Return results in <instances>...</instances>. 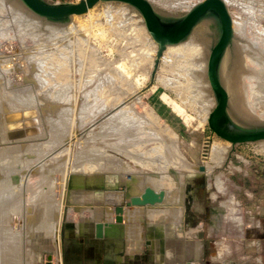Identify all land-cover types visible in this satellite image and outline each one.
Instances as JSON below:
<instances>
[{
	"label": "rangeland",
	"instance_id": "rangeland-1",
	"mask_svg": "<svg viewBox=\"0 0 264 264\" xmlns=\"http://www.w3.org/2000/svg\"><path fill=\"white\" fill-rule=\"evenodd\" d=\"M46 1L50 3H76L80 0H46ZM150 1L151 3L157 5L162 3L168 4V6L170 5L169 7L171 8V10L169 8L167 12L171 11L172 14L178 17H182L194 5L204 0H150ZM225 1L227 3L229 12L231 13V16L233 18V21L239 31L238 32L235 31L237 39H235L234 41L233 48L228 49L227 53L223 57V62L221 66V76L231 94L232 107L236 109L237 113L244 118L248 114L246 102H248L249 100L248 94L251 91L249 87L250 86L249 80L252 78L254 82L253 85L251 84L252 85L251 88L254 87L258 89L259 92L264 93L263 92L264 89V0H225ZM180 3H183V6ZM174 4L178 6V9ZM189 4L191 5L190 8H189ZM113 6H114L113 10L115 9L119 10L121 8H125L121 4H114ZM179 7L180 8L183 7V8L179 9ZM128 8L131 14L133 9H131L130 7ZM108 10L109 9L106 7V5H101L96 9H94V11H92L91 14H88L83 17H76L75 19L67 23V26L61 25L59 23L40 20L41 22H43L44 25L46 24L45 25L46 27L58 26L56 28H59L61 30H67L68 28L70 27L73 28V26H75L76 29L74 27L73 28L74 32L72 31L74 35L72 32L70 33L71 36L69 35V37L71 38L73 37V39L68 38V35L65 34L66 39L74 40V39H78L77 38L78 36L84 35L87 40V44L89 45L88 48L91 47L93 51L98 52L97 57L98 58L100 57L98 59L100 60V62L97 61V65L95 63V66L93 64L92 66L96 68L93 67V70L91 71L92 63L87 59L85 60L83 59L84 63L82 62L81 65L85 64L86 72L84 70L80 72L81 69L78 70L77 69L78 67L77 68L75 67L74 72H76L77 69V72L79 71L80 73L76 72L74 74L73 72L72 74L74 79L73 81L75 82L77 81L76 87L74 88V98H73L75 100L74 101L75 106L72 105L71 107V109L75 107L74 110L76 109V111H73L72 109L73 111L71 113L72 119L69 120V122L71 121L72 125H70L67 120L66 122L60 119L62 124L70 125L68 126L67 129L71 127L69 130L65 129L67 130V132L69 131L68 132L69 134L67 133L68 134L67 136L69 137H66L68 138L69 141L66 139L67 141L65 142L67 143L64 142L65 143L64 145L63 143H61L62 146L61 144H59L57 148L53 150L54 151L53 154L55 153L59 154V157L57 156L58 154H55L56 155L55 157L53 156L54 161L59 163L60 168L63 165L66 168L63 166L61 169H57L54 172V174L51 177L52 179L54 178L53 179L54 185H52L51 183L52 179L50 178L49 179L50 181L48 183L51 186H49L48 183L46 184L48 185L49 190L47 186H45V188L48 190L49 193L47 192V190L44 191L43 189L46 195L43 194V191L41 194V196L43 195L44 198L46 196L44 201H48V202L50 201L51 203H53V206L55 205L56 211L59 212L58 214L57 213L55 214V216L57 217L54 216L59 220L54 219V217H53L54 220L51 218L53 221L50 222L51 224L49 227H46L50 231H53L54 229V231L52 232V236L50 238L45 236L47 229H44L45 231H42V228H39V230L38 228H35L34 229L35 234L33 238H31L30 235L31 229H29L28 227L29 224L32 221H34L33 215H31V213L32 211L36 210V208L34 209L35 203H33L32 199L28 198L29 197L28 192H30L29 191L30 189L34 188L36 180L34 181L33 179L30 180V182L26 187L27 191L25 193H22V191L20 190L16 192L15 196H12L13 197L12 200L17 195H19L20 198L23 196L21 200H23L22 203L24 207L22 205L21 210L22 208L24 210L20 212L21 215L23 213L21 220L18 222L12 221V223H10V228H9V229L12 228L15 232H18L20 230L22 231V232L21 231L18 232L20 235L19 237L21 242L23 241L22 243H24V245L20 243L18 249L19 251H21V253L22 252L24 253V254L22 253L23 257L21 256V262H22L21 264H98L99 263L98 260L100 257L99 247L101 246V242L103 238L99 239L96 237L95 234L96 224L98 222H103V223H108L110 225L111 224L114 225L111 229L107 230V233L111 235L112 234L115 235L119 230L117 226L118 223L116 222L117 208L120 206H124V207L127 206L125 202H123L124 198L126 199L127 197L134 196L135 193L137 192H139V194H142L144 192V189L147 187H151L156 191H159L158 189H163L162 187L157 185V183L155 182L156 179H154V177L161 178L163 176H168L171 179L173 178L172 186L174 187L175 186L174 177L176 176V178L180 179L181 181L182 180L184 181L183 178L184 175L186 173L192 172L191 170L200 172L199 176L197 175L190 176L187 178L185 182V185L187 183L189 186H193V189L199 186V192H198L199 216L207 217L208 215H211L212 212H214L213 214L217 217V221L219 222L218 225H220L221 223L220 228L223 231L227 232V234L229 232H233L234 235L242 237V239L238 240L241 243H237V244H241V249H243L244 247L242 245L244 242L243 241L244 237H247L246 239L251 241L255 240L250 238L251 235H253L252 237L256 239L263 238L264 237V148H263L264 143L261 142L248 143L233 147L230 143L215 135L210 130L208 121H206V119L209 117V115L206 113L212 112L215 107V105H213V109H212V103L210 100H214L216 104L215 94L210 84L207 86L206 89H204V92H206L205 94L207 95V96L205 95V98L207 97L206 102L208 103L203 105V107L201 108V110L203 109L202 113H204L205 112L204 110H207V108L208 109L210 108V110L209 111L207 110L206 113H204L206 115H203L200 110H199L200 112H198V108H197L198 105L195 101L197 98H195L194 94L190 92L193 90L195 91L196 88L193 87L192 85L193 83L189 82L187 76L185 75L188 73L187 61L184 62L186 65L185 64L180 65L181 62L184 61V58L176 57L177 54H173L175 52L171 51L172 49H170L172 54H170V52L167 53L168 52L167 50L163 54V57L161 58L159 63V67L156 70L155 75L153 76L154 63H155L157 51L154 50L155 48L152 50L151 47L153 46V44L149 43V41H147L146 38H143V34H144L143 22L137 23L136 21L135 23V21H133V23H129V25L128 24L121 25L119 22L121 21V17L124 18V16L121 13L120 14L118 13L115 15L114 18H112L111 16L109 17L108 13L110 11ZM161 10L163 9L161 8ZM129 12L127 11V14H129ZM135 13L134 15L138 14ZM110 18H112L113 20H109ZM109 23L110 25L111 24L112 25L111 26L108 25ZM213 29H214L213 24L211 22L209 21L203 22L196 28L193 37L199 31H202L204 33L202 38L204 41L202 39L200 40H202L205 43V45H208L212 41V35H214ZM79 32L80 34L82 33V35H80ZM65 35L62 33L60 35V39L62 38L61 40H66L64 39ZM197 39L199 41V38ZM204 43L201 44L206 51L205 53L206 56L204 57H206L208 61V48L207 46L204 45ZM26 45H27L26 49H24L25 47L21 46L20 43H17V41H15L11 46L10 44H3L1 46L2 51H4L10 56H13L14 59L11 58L12 59V60L10 59L11 62H14L15 60L14 62L15 65L21 64L20 67L22 68L21 69L22 71L20 73V70H15V69H20V67H16L17 65L16 66L14 65L15 69L14 71H12L13 73L11 72L10 74L8 73L7 74L10 77L11 82H13L15 85L17 84L16 86L19 85L17 89L22 94L20 95L21 96L20 98H22V96L24 97L23 92H25L27 96L28 95H30L31 97L34 96L35 98L32 97V99L35 100L33 101L30 99V102L32 101H33L32 103L35 102L34 104H36L35 107H37V109L39 108L41 109V111L45 110V112L47 111L46 113H49L50 111L45 109L46 107H44V104L43 106H40L42 101L39 100H42V96L40 94L38 95L40 89H37L38 87L40 88V86H38L40 82L36 84V82H38L39 79L34 78L37 75L34 76V73L32 72V71L37 72V70L43 65L42 64L40 66L39 64L44 63L43 61H45V59H43L42 57L41 59L42 61H41L38 60V58L36 57L39 56V54L36 55V52L38 51L37 49L38 47L36 48L35 43L29 41L28 43H26ZM231 51L233 52L230 53ZM38 52L40 53V51ZM17 54H20L19 57ZM16 58H18L17 61ZM175 58L177 59L174 60ZM34 62L39 64L36 65L35 63L34 65ZM88 62L90 65V69L86 64ZM98 63L99 64L101 63V65H99ZM12 64L13 63L7 65L13 66ZM32 65L33 67H31ZM175 65H178V68L180 67V69H178L177 66ZM34 66H36L35 69ZM30 67L32 68V70ZM113 67H118V69L121 72H123L125 77L128 79L129 82L128 85L133 86V87L129 86L131 89H133L130 91V93H127L129 92L130 89L125 90L127 88L125 87L122 88L121 91L122 92L124 91L127 94L122 93L124 95V96L122 95L123 99L121 100V103H119L118 105L119 107L118 106L116 107L115 111H118L119 108H120L119 110H121L122 106L124 107V105H127L130 102H131L130 104H135L134 110L136 109L135 113L137 115L141 114V116L142 115L144 116L146 111L147 112L152 111L151 113H154L157 116V118H159L158 120L160 124L165 125L171 130V132L175 134L176 143L174 145V150L175 152H177L182 156L180 157L173 152L174 154L171 153L170 156H168L167 158L169 160H174L178 158L179 163L181 162L180 163L181 166L184 167H176V166L169 168L165 167L161 163L163 161L161 158H160V162L154 164L155 165L154 167L147 166V167H153L152 170L146 168L144 165H140L143 164V159H144L143 154L148 153L149 150H153L152 148L157 146L156 142L152 140V137L150 135L153 132L151 128H148L150 129L148 130L150 131V133L148 132L149 133L148 136L150 137V139L148 141H144L147 143H145L136 150L133 149L132 147L138 145L140 141H142V137L144 135L141 132L143 131L145 132V130H142L145 128L141 126L139 128V126L137 125H136L137 127H135V125L133 126L131 125L132 127L131 126L128 127V125H126L127 129L124 128L122 131L119 132L120 145L118 149H116L115 147H108L107 142L105 141L106 139L104 140L98 138L99 136L97 135L100 132L101 123L105 121V119L103 118L105 113L102 114L100 113L101 116L97 117V115L95 114L99 115L100 111L97 109L89 108L92 105L89 103L91 102L92 98L94 99L95 97L94 93H96V89L94 88V86L96 87L95 83L97 82L98 79L96 77L97 76L101 77L102 74L103 76L109 74L110 69ZM95 69H97L98 71H96ZM89 70L91 71V73L89 72ZM106 71L108 72L106 73ZM101 72L103 73L99 74ZM13 74L16 78L13 76ZM197 74L198 76H200L202 85L206 83L208 84L209 81H208L207 73L202 74L203 75L202 76L201 71H197ZM5 77H7V75ZM29 78H31L32 80L30 81ZM33 78L34 80L36 79L37 81L34 82ZM27 79H29V81ZM0 80H1L0 82H2L1 84L2 85L4 84L3 85L4 87L9 83V81L4 79V77L3 79L1 77ZM13 83L11 84L13 85ZM12 85L11 87H14ZM36 85L38 87H36ZM8 86L10 87V85ZM5 91L4 93L9 95L8 90L6 89ZM75 91L77 94H75ZM79 92H82V94H79ZM85 92L87 95L89 94L88 95L89 97H87L86 94L83 95ZM89 92H91L93 95H91V93ZM188 93L192 95H189ZM36 95L38 97H36ZM76 97H77V101H76ZM85 97H87L88 100L90 101L88 102V100H86L87 98L84 99ZM137 99H139L140 101H137ZM191 100L193 102H190ZM38 101L40 102V104L38 103ZM94 101L95 100H93V102ZM133 101L134 102L136 101L137 103L136 102L133 103ZM260 101L263 100L260 99ZM138 102L140 105L138 104ZM82 103L83 104L88 103L90 105V106L87 105L89 110H85L84 113L82 110L78 112L79 109L83 108L84 106ZM234 103H236L237 107L234 106ZM262 105L263 104L259 106L261 107L259 112L262 111ZM42 107L44 108V110ZM204 107L206 109H204ZM90 109L93 111L97 110L98 113L96 112L95 114H92L93 111L90 112L91 111ZM41 111L40 114H42ZM240 111H243L244 114L240 113ZM45 112H43L41 117L44 116L45 118L46 116ZM89 112L91 113V115ZM82 113L83 114L86 113L87 116L90 115L88 117H91L90 118L91 121L86 116V114L83 115ZM78 115H80L81 119ZM82 118L84 119V123ZM134 119L137 120L136 117ZM256 119L257 118H253L250 116L248 118V120H256ZM87 120L88 122H90L89 124H86L88 123ZM257 120L264 121V119L261 118ZM79 124H81V126L83 127L81 128ZM95 132L97 133V135ZM92 133L93 135H91ZM139 134L142 136H140ZM92 136L94 137V140L91 139L93 138ZM95 136H97V138H95ZM215 143L220 147H222V149L226 148L225 151L227 152L224 155L223 161L219 164H217L216 161L210 160L211 159L210 150L212 145ZM91 144H95L94 146L96 147V151L98 152L104 151L107 154L108 158L112 159V161L114 158L117 157L119 159L117 160L119 161V164L121 163L124 164L123 167L121 165L120 167L121 169L120 168L117 169L119 170V172L117 173V171L113 170L114 167L112 163L110 162L107 163L108 167H106L102 173L94 174L95 177L93 178L95 180H99L100 182L99 183L96 181L94 185L88 184L87 180L91 178V176L89 174L85 176L84 174L85 172H82L83 166L82 169H77L81 167L79 166V163L81 165L82 163H84L83 161L80 162L79 160L80 157L82 156L83 153H87V151L91 150L90 149ZM63 148L66 150H64ZM131 148L135 150V152L133 151L134 153L132 151L130 152L129 149ZM58 149L64 150V153L61 150L62 151L61 157H60L61 151H58ZM164 149L165 151L172 152L171 143L168 142V144L165 145ZM66 151H68L67 154L65 153ZM30 152L33 154L32 151ZM120 152L121 154H119ZM31 153L29 154L26 153L25 156L30 157L32 155ZM132 153L133 154L136 153L137 155L140 153L142 155L139 154L138 156H134ZM34 154L36 153L34 152ZM140 156L142 157L140 158ZM132 158L134 159L133 161L135 163L132 161ZM156 158L155 160L159 161V158L158 157ZM27 160L29 159H26V162L25 159L22 160L23 163L25 162L24 164L22 163L24 168L27 162H28L27 167H29L30 164L32 163V162L30 163L31 158L29 161ZM64 162L66 163V165ZM75 164L78 165L79 167L76 166L77 167L76 168ZM125 165H127V168H125L126 167ZM202 167L205 168V171H201ZM127 175L134 176L133 177L134 179L135 177H137L139 178V181L140 180L144 181L145 188L144 189L138 188V186L134 185V183L132 184L130 180L129 183L131 184H129V188L126 191L128 184ZM25 176L26 178H28L27 177L28 172L25 173ZM218 178L221 179L222 184L224 186V190L222 191L217 186ZM85 181H86L85 184L82 183ZM78 182L81 183V185L76 184ZM47 193L50 196H48ZM91 194H93V196ZM49 198L51 200H49ZM9 206H11V203L9 204ZM36 206L38 205L36 204L35 207ZM27 208L28 210L30 209L29 210L30 212L27 210ZM132 209L134 208L125 209L126 217L129 218L132 217L130 213ZM25 214L27 215L25 216ZM28 216H32V218L29 219ZM26 218L30 220L29 223H27L28 220ZM3 224L5 223L3 222L0 225L2 226ZM20 226L21 229L18 228ZM22 227L25 230H23ZM254 232L258 233L259 236L254 235ZM41 233H43V235ZM76 233H78L79 236H84V238H77ZM215 242H219L220 244L217 246V250H215V253L217 254V258L219 259L213 264H229L228 253H229V248L231 247L230 242H228L227 239L224 240L223 238L220 237ZM24 247L27 249L25 250ZM23 250H25L26 252ZM117 251H121L120 245H117ZM251 251H252L251 253L254 255L253 258L259 259L260 257L259 252L255 250V248H253ZM29 253L31 254V256L28 255ZM118 257L119 259H123V257L121 256ZM238 264H243V262ZM250 264H259V263L253 262Z\"/></svg>",
	"mask_w": 264,
	"mask_h": 264
},
{
	"label": "bare ground",
	"instance_id": "bare-ground-1",
	"mask_svg": "<svg viewBox=\"0 0 264 264\" xmlns=\"http://www.w3.org/2000/svg\"><path fill=\"white\" fill-rule=\"evenodd\" d=\"M180 4H182V6H183V3H180ZM113 5L114 4H107L106 5V7L109 9L108 11H110L108 13L109 17L111 16L112 18H114L116 14L121 13L124 16V18L121 17V21L119 22L121 25H125V24L129 25V23H133V21H135V23H136V21H137V23L143 22V29H144L143 38H146L147 41H149V43L153 44L154 47L153 46L151 47L152 50L155 48L154 50L158 51V45L155 43V41L151 38L150 34L148 33L146 25L144 23V19L142 18V16H140L138 14L134 15V13L136 12L134 10H132V13L130 14L129 8H128L129 6H127V5L121 4L125 8H121L119 10H116V9L113 10L114 9ZM154 5L156 7H158L159 9L162 8L163 10H166V11L169 10V8H170L169 7L170 5L168 6V4H163V3L158 4V5L154 4ZM174 5H176V4H174ZM192 5H194V4H192ZM190 6L191 5L189 4V8H190ZM176 7L178 9L177 5H176ZM187 7H188V5H187ZM181 8H183V7H181ZM181 8L179 7V9H181ZM170 10H171V8H170ZM92 11H94V10H92ZM92 11L89 14H91ZM127 11L129 12V14H127ZM112 18H110L109 20H113ZM40 20L41 19H37L35 16L31 15L25 9V7H23L18 2V0H0V79H1V77H2V79L4 77V79L9 81V83L7 82L8 85H10V87L8 85L5 86L6 89L8 90V94H9V95H7L6 93H4V91L6 90L5 87L3 86L4 84L2 85L1 84L2 82H0V84L2 85V86L0 85V224L3 222L5 223L2 226L0 225V264H21L22 263L21 262V256H22L23 252L21 253V251L18 250L20 243L23 242V241L21 242L20 237H19L20 235L18 233L21 230L18 232H15L12 228L11 229H9V228H10V223H12V221L18 222L21 220L23 213L21 215L20 212L22 210H24L23 208L21 210V207L23 205V203H22L23 200H21V198L23 196L20 198V196L17 195L13 200H12V198H13L12 196H15L16 192H18L20 190L22 191V193H25L27 191L26 187H27V185L31 179H33V181L36 180L34 188L30 189L29 190L30 192H28V196H29L28 198L32 199L33 203H35L34 209L36 208V210L32 211V213H31V215H33L34 221H32L28 226L29 229H31V232H30L31 238H33V236L35 234L34 233L35 228H38V230H39V228H42V231H45L44 229H47L45 236L48 238H50L52 236V232L54 231V229L52 228L53 231H50L46 227L50 226L51 221H53L54 219H57V218H55V217H57V216H55V214L56 213L58 214L59 212L56 211L55 205L53 206V203H51L50 201L49 202L44 201L46 196L44 198V196L43 195L41 196V194H42L43 189H44V191L47 190L45 188V186H47V188L49 190V187L46 184L50 181L49 179L52 177L54 172L57 169H61L64 166L63 165L60 168L59 163L54 161L53 158L56 156L55 154H58V153L53 154L54 153L53 150L56 149L59 144L63 143V145H64L65 143H67V142H65L68 140V138H66V137H69V136H67L69 134L68 133L69 131L67 132V130H69L71 127H69V129H67V128H68V126L72 125L71 121L69 122V120L72 119L71 113L73 111H76V109L74 110V108H75L74 107L75 106L74 101L75 100L73 98H74V88L76 87L77 81L76 82L73 81L74 79H73L72 74L75 70V67L76 68L78 67L77 68L78 70L81 69L80 72L83 70L86 72L85 64L81 65L82 62L84 63L85 59H87L88 61H90L92 63V64L90 63L91 64V71L93 70L95 63L97 65V61L100 62V60H98L100 57L99 58L97 57L98 52L93 51V49L91 47H89V48H91L92 50L88 48L89 45L87 44V40H86L85 36L82 35V33L80 34V32H79V34L82 35L83 37L82 36H78V37L76 36L78 39H74V40L66 39V35H68V38L73 39V37L71 38V37H69V35L73 31V28L75 26H73V28L69 26L70 28H68L67 30H61L59 28H56L58 26L46 27L45 26L46 24L44 25L43 22H41ZM108 25H110V23ZM120 28H121V26H120ZM234 28H235V31H237V32L239 31L237 26L235 25V23H234ZM75 29H76V27H75ZM62 33L64 35L66 34L65 38H64L66 40H61L62 38L60 39V35ZM203 34L204 33L202 31H199L197 34H195L194 37L192 36L190 38V40H188V41H186V42H184L178 46H171V47L167 48V50H168L167 53L170 52V54H172L171 51H174L175 53H173V54H177L176 57L184 58V61H182L183 63L181 62L180 65L185 64L184 62L187 61L188 73L185 75L187 76L189 82L193 83L192 84L193 87L196 88L195 91L193 89H191L193 91H190V89H189V91L192 92V94H194L195 98H197L196 100L194 98V100L196 101V103L198 105V107H197L198 112L201 111V113L203 111V109L201 110L203 105L208 103V102H206L207 97L205 98L206 92H204V89H206L207 86L210 84L208 82V84L206 83V84L202 85V81L200 79V76H198V74H197V71H201V75L205 74V73H207V69H208V61H207V58L204 57V56H206V54H205L206 51L201 44V43H204L203 42L204 40L202 39ZM73 35H74V33H73ZM197 38H199V41ZM200 39H202L203 41ZM15 41H17V43H20L21 46L25 47L24 49H26V46H27L26 43H28L29 41H32L33 43L36 44V48L38 47L37 48L38 51H40V53L38 51H37L38 53L36 52V55L39 54V56H36L38 58V60H41L42 57H43V59H45V61H43L44 63L39 64L40 63V61H39L38 64L40 66L42 64L43 65L39 69H38L39 66L37 67L38 70L36 69L37 72L35 71L37 74L34 71H32V72L34 73V76L37 75L34 78L39 79V81L36 82L37 80L36 79L34 80V78H33V81L36 82V84H38L40 82L39 83L40 85L38 84V86H40V88L36 85V87H38L37 89H40L38 95L40 94L42 96V100H39V101H42L40 106H43V104H44V107H46L45 109L50 111L49 113H46L47 111L45 112L43 107L42 108L44 111H41V109H39V108L37 109V107H35L36 106V104H34L35 102L32 103L35 100V99L34 100L32 99V97H34V96L31 97L30 95H28L29 96L28 97L26 95V93L23 92L24 97L22 96V98H20L21 97L20 95H22V94L17 89L19 85L16 86L17 84L15 85L13 82H11V79L8 76V74H10L15 69L14 68L15 60H14V62H11V60L14 59L13 56H10L7 53H5L4 51H2L1 46L3 44H10V46H11ZM59 44H61V45H59ZM204 45H205V43H204ZM23 47H22V49H23ZM47 49H50V50H47ZM170 49H172V50L170 51ZM20 54H17L18 57ZM17 55H15V56H17ZM176 59L177 58H175L174 60H176ZM17 60H18V58H16V61ZM87 60H86V62H87ZM36 62H34V65ZM11 63H13L12 64L13 66H9ZM101 63L100 64L98 63V64L101 65ZM7 64H9V65H7ZM38 64L36 63V65H38ZM86 64L88 65V68L90 69L89 62ZM93 64H94V66H92ZM20 65H17L16 67H20ZM175 66H177V68H178V65H175ZM31 67H33V65ZM182 67H184V66H182ZM35 68H36V66H34V69ZM94 68H96V67H94ZM21 69L22 68L20 67V69H15V70H20V73H21V71H22ZM40 69H41V72H40ZM77 69H76V72H77ZM178 69H180V67ZM31 70H32V68H31ZM95 70L98 71L97 69H95ZM95 70H94V72H95ZM182 70H183V68H182ZM91 71L89 70L90 73H91ZM15 72H18V71H15ZM29 72H31V71H29ZM76 72H74V74ZM94 72H92V73H94ZM107 72L108 71H106V73ZM33 73H32V75H33ZM96 73H98V72H96ZM102 73L103 72H101L99 74H102ZM185 73H186V70H185ZM6 75L8 78L5 77ZM13 76H14V74H13ZM81 78H82V76H81ZM96 78H98V79H97V82L95 80V82H96L95 83L96 87L94 86V88L96 89V93H94L95 97H94V99L92 98L91 102L89 103L92 105L90 106L88 103L87 104L82 103L84 106H83V108L79 109L78 112H80V110H82L84 113L85 110H89L88 106H90L89 108L97 109L100 111L99 115H98V114H95L97 112V110L93 111L90 109L91 110L90 112L93 111L94 113L92 112V114L97 115V117L101 116L102 113H105V115L103 116L105 121L101 123V126H100L101 129L99 128L100 132L98 133V135L95 132L96 135L99 136L98 138H101L104 140L106 139L105 141L107 142L108 147H115L116 149H118L119 145H120L119 144L120 143L119 132L122 131L124 128H126V125H128V127L131 125L132 126L135 125V127L139 126V128L141 126V127L145 128V129L141 128L142 130H145V132L143 131L144 133L141 132L144 135L142 137V141H140V143L134 147L131 146L133 149L136 150L139 147H141L142 145H144L145 143H147L144 141H148L150 139V137L148 136L150 133V131H148V130H150V129H148V128H151V130H153V132L150 135L152 137V140L154 142H156L157 146L152 148L153 150H149V152L146 153L147 155L143 154V156H144V159L142 158L143 164H140V165H144L146 168L152 169L155 166L154 164L160 162V158H161L163 160L161 163L165 167H168V168L169 167H175V166L176 167H184V166H181V164H180L181 162L179 163L178 158H176L177 160L176 159L169 160L167 158L173 152L176 153V155H178L180 157H182V156L180 154H178L177 152H175V150H174V145L176 143L175 134L173 132H171V130L168 127L160 124V122L158 120L159 118H157V116L154 113H151L152 111L151 112L146 111V113L144 112L145 114H144V116L142 115L143 117L141 116V114L137 115L135 113L136 109L134 110L135 104H130L131 103L130 101H129L130 103H128L127 105L123 104L124 107L122 106L123 108L121 107V110H119L120 109L119 108L118 111H115L116 107L119 105V103H121V100L123 99L122 93H125L124 91L123 92L121 91L122 88H124V87L127 88L125 90L130 89L129 92L126 91L127 93H130V91L133 90L129 87L131 85H128V83H129L128 79L125 77L123 72H121L118 69V67H113L110 69L109 74H106L105 76H103V74H102L101 77L97 76ZM29 79H30V81L32 80L31 78H29ZM29 79H27V80L29 81ZM249 82H250L249 87H250L251 91L248 94L249 100H248V102H246L247 103V109H248V114H247L248 117L246 116V117H244L246 119H244L242 116H240L237 113L236 109H234V111L237 114V116L240 117V119L242 121H251V120H248L249 116L253 117V118H257V119H259V118L264 119V93L259 92L258 89L254 88V87L251 88V86L254 83L252 78L249 80ZM11 83H13V85ZM161 83H162V81H161ZM11 85L14 87H11ZM131 87H133V86H131ZM76 91H75V94H77ZM261 91H262V89H261ZM86 92H88V91H86ZM86 92L83 95H85ZM263 92H264V89H263ZM30 93H31V91H30ZM89 93H91V92H89ZM127 93H125V94H127ZM1 94H2V96H1ZM79 94H82V92H79ZM192 94H189V95H192ZM88 95H87V97H89ZM91 95H93V94L91 93ZM36 97H38V96L36 95ZM87 97H85L84 99H86ZM30 99L33 101L30 102ZM36 99H38V98H36ZM260 99L263 101H260ZM86 100H88V98ZM93 100H95V101L93 102ZM133 100H134V98H133ZM39 101H38V103L40 104ZM76 101H77V97H76ZM89 101L90 100H88V102ZM137 101H140V100L137 99ZM210 101L212 103V109H213V105H216L215 101L214 100H210ZM135 102L133 101V103H135ZM190 102H193V101L191 100ZM211 103H209V104H211ZM138 104H139V102H138ZM261 104H263L262 105V111L259 112V110L261 108L259 106ZM24 105H27V106H24ZM32 105H34V106H32ZM72 105H74L73 106L74 108H72L73 111L71 109ZM190 105H192V104H190ZM234 106L237 107L236 103H234ZM54 107H55V109H54ZM204 109H206V108L204 107ZM39 110L41 111L42 114H43V112H45V114H46L45 118H44V116L41 117L42 114H40ZM207 110L209 111L210 108L209 109L207 108ZM207 110H204L205 111L204 113H206ZM86 113H87V111H86ZM204 113H202V114L203 115H206V114L210 115L211 114V112L206 113V114H204ZM240 113L244 114L243 111H240ZM79 114H81V113H79ZM85 114H83V115H85ZM90 115H91V113H90ZM90 115H88V116H90ZM78 116L80 117V115H78ZM86 116H87V114H86ZM135 117L137 118V120L134 119ZM88 118L90 120L91 117H88ZM60 119L62 121L67 120L70 125L62 124ZM80 119H81V117H80ZM257 119H256V121H263V120H257ZM78 120H79V118H78ZM208 120H209V117L206 119V121H208ZM87 122H88V120H87ZM74 123H75V121H74ZM83 123H84V119H83ZM89 123L90 122H88L86 124H89ZM81 124H79V125L81 126ZM83 126H81V128ZM65 129H67V130H65ZM74 131H75V129H74ZM93 133L91 135H93ZM83 136H84V133H83ZM97 136H95V138H97ZM140 136H142V135H140ZM91 139L94 140V137ZM168 142L171 143L172 152L165 151V149H164L165 145H167ZM261 143H264V142H261ZM94 145L95 144H91L90 145L91 150L87 151V153H83L82 156L80 157V159H79L80 162L81 161L84 162V163H82V165L79 163V166H81V167L77 168L76 166H78V165H76L77 163L75 164V167L77 169H82V166H83V169H82L83 171L82 170L81 171L85 172L84 173L85 176L88 174L91 176V178H89L87 180L88 184H90V185H94V183L96 181L99 182V180H95L93 178V177H95L94 174L102 173L103 170H105V168L108 167L107 163H109V162L112 163V165L114 167L113 168L114 171L119 169L121 167V165H122V167L124 165L122 163L119 164V161H117L119 159L117 157H116L117 159L114 158L116 160L113 159V161H112V159H109L107 154L104 151H101V152L96 151V147ZM61 146H62V144H61ZM132 148L129 149L130 152L131 151L135 152V150H133ZM225 149H222V147H220L216 143L213 144L211 147V150H210L211 151L210 152V155H211L210 160L216 161L217 164L221 163L224 159V155L227 153L225 151ZM61 150L58 149V151H61ZM64 150H66V149H64ZM64 150H62L63 153H64ZM30 151H32L33 154H34V152L36 154L33 155ZM62 151L60 152L61 153L60 157L62 156ZM68 151H69V149H68ZM68 151H66L65 153L67 154ZM25 152L27 154L31 153L32 155L30 154L31 155L30 157L25 156V154H26ZM23 154H24V156H23ZM119 154H121V152ZM135 154H133V155L138 156L140 153L138 155L137 154L135 155ZM140 155H142V154H140ZM57 156L59 157V154ZM66 156H68V155H66ZM141 157L142 156H140V158ZM156 157L159 158V161L155 160ZM30 158H31L30 163L31 162L32 163L31 164L29 163L30 166L27 167L28 166L27 165L28 162H27L25 164V168H24V166L22 165V163H23L22 160L25 159V162H26V159L30 160ZM29 160H27V161H29ZM133 160L134 159L132 158V161ZM19 162H21V163H19ZM139 163H141V162H139ZM139 163H136V164H139ZM65 165H66V163H65ZM125 166H126L125 168H127V165H125ZM147 166H153V167H147ZM27 172H28V176H27L28 178H26V176H25V173H27ZM64 174H66V173H64ZM84 174H82V175H84ZM82 175H81V177H82ZM53 179L51 180L52 185H54ZM63 179H64V177H63ZM82 183L85 184L86 181L82 182ZM76 184L81 185V183H79V182ZM49 186H51V185L49 184ZM217 186L219 189H223V184L220 180L218 181ZM48 190H47V192H48ZM44 191H43V194H45ZM50 192H51V189H50ZM48 193H47V195L50 196ZM91 195L93 196V194H91ZM49 200H51V199L49 198ZM52 202H53V199H52ZM10 203H11V206H9ZM36 204L38 206L35 207ZM23 207H24V205H23ZM60 207H61V205H60ZM60 207H59V210H60ZM27 210H28V208H27ZM130 213H132V212L130 211ZM26 215L27 214H25V216ZM29 215H30V213H29ZM53 217H54V219H53ZM28 218L31 219L32 216H28ZM57 220H59V219H57ZM29 221L30 220H28L27 223H29ZM18 228L21 229V226ZM22 229H23V227H22ZM23 230H25V229H23ZM25 233H26V231H25ZM41 234L43 235V233H41ZM24 238H26V237H24ZM58 242H59V240H58ZM22 244L24 245V243H22ZM26 249L27 248H25V250ZM25 250H23V251H25ZM28 255L31 256L30 253Z\"/></svg>",
	"mask_w": 264,
	"mask_h": 264
},
{
	"label": "water",
	"instance_id": "water-1",
	"mask_svg": "<svg viewBox=\"0 0 264 264\" xmlns=\"http://www.w3.org/2000/svg\"><path fill=\"white\" fill-rule=\"evenodd\" d=\"M25 9L38 19L67 25L76 17L88 15L101 5L124 4L144 19L147 31L158 45L153 76L168 47L178 46L189 40L196 28L203 22L213 24L214 35L208 48L207 77L215 94L216 105L209 115L210 130L233 147L241 144L264 142V121H242L234 111L231 94L221 76L223 57L233 48L236 37L234 21L225 0H204L194 5L185 15L178 17L156 7L150 0H80L76 3H50L46 0H18ZM231 51L230 53H232ZM205 171V168H201ZM164 191L151 187L139 196L124 198L126 207L116 211L118 225L124 223L126 208H145L165 202ZM117 225V226H118ZM114 225L98 222L96 237L101 239Z\"/></svg>",
	"mask_w": 264,
	"mask_h": 264
},
{
	"label": "crops",
	"instance_id": "crops-1",
	"mask_svg": "<svg viewBox=\"0 0 264 264\" xmlns=\"http://www.w3.org/2000/svg\"><path fill=\"white\" fill-rule=\"evenodd\" d=\"M191 171L184 175V181L175 176L174 187L173 178L154 177L157 185L163 188L158 190L166 194L165 202L157 206L132 209V217L125 216L124 223L118 225L119 230L115 235L107 233L103 237L98 264H213L219 259L215 253L220 245L215 242L219 237L227 239L231 244L228 247L229 264H264V237L256 239L251 235L250 238L255 239L254 241L244 237V247L241 249V244L237 243H241L238 240L242 237L223 231L214 212L207 217L199 216V194H196L193 186L187 183L185 185V182L190 176H199L200 172ZM133 177L128 176L126 191L131 183L144 189V181ZM219 180L221 181L218 178ZM220 190H224V186ZM139 195L137 192L134 196ZM254 235L259 236L255 232ZM76 237L84 238L78 233ZM117 245L121 246V251H117ZM253 248L259 252V259L253 258Z\"/></svg>",
	"mask_w": 264,
	"mask_h": 264
},
{
	"label": "flooded vegetation",
	"instance_id": "flooded-vegetation-1",
	"mask_svg": "<svg viewBox=\"0 0 264 264\" xmlns=\"http://www.w3.org/2000/svg\"><path fill=\"white\" fill-rule=\"evenodd\" d=\"M196 188H197V189H196ZM196 188H195V192H196V194H197V192H199V186H197Z\"/></svg>",
	"mask_w": 264,
	"mask_h": 264
}]
</instances>
